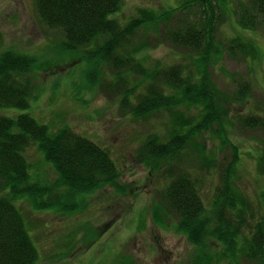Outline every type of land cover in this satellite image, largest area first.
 Masks as SVG:
<instances>
[{
	"label": "trees",
	"instance_id": "trees-1",
	"mask_svg": "<svg viewBox=\"0 0 264 264\" xmlns=\"http://www.w3.org/2000/svg\"><path fill=\"white\" fill-rule=\"evenodd\" d=\"M35 5L40 21L64 34L60 50L78 51L92 65L94 76L84 75L82 89L99 86L115 93L121 113L135 119L166 115L165 126L148 133L136 154L139 162L165 178L157 192L159 201L151 204L156 224L168 227L167 217L177 218L174 227L194 246L192 264H239L240 258L247 264H264V215L243 234L242 227L251 222L248 216L254 217L253 206L236 179L240 149L227 136L232 127L236 129L229 117L232 104L245 107L252 87L240 80L236 89L225 91L212 78L214 65L226 52L243 57L256 52V45L240 36L229 42L219 38L222 13L233 9L229 0H179L168 8H140L124 23L110 17L123 0H35ZM239 7L237 22L243 28L264 26V0ZM152 31L157 35L150 36ZM162 42L186 55L178 54L173 62L150 63L142 53ZM2 49L0 264H38L39 250L17 202L27 199L33 210L73 214L87 207L96 190L118 185L121 171L109 149L69 124L51 130L27 111L14 115L1 111L30 106L44 67L32 51ZM234 118L240 127L264 132V113L256 109ZM206 134L222 150L230 149L224 161L218 162L215 150L208 155ZM35 145L37 154H27ZM48 165L55 176L43 171ZM214 167L220 170V182L208 207L201 194V175ZM146 228L144 222L138 229ZM238 237L242 245L237 250ZM118 264L136 263L122 255Z\"/></svg>",
	"mask_w": 264,
	"mask_h": 264
},
{
	"label": "rangeland",
	"instance_id": "rangeland-1",
	"mask_svg": "<svg viewBox=\"0 0 264 264\" xmlns=\"http://www.w3.org/2000/svg\"><path fill=\"white\" fill-rule=\"evenodd\" d=\"M251 2L229 0L233 9H229L227 15L222 13L224 22L219 38L229 42L240 36L256 45L255 55L233 56L226 52L214 65L212 76L225 91L236 89L240 80L249 82L252 87L245 107L232 104L229 117L236 129L234 132L232 127L227 134L240 149L236 179L253 206L254 217L248 216L251 222L242 227L243 234H248L255 220L264 215V132L240 127L234 118L235 114H246L248 109L264 113V26L249 30L237 22L239 6ZM177 3L178 0H124L122 7L110 17L124 23L140 8L163 9ZM155 35L154 31L150 33V36ZM62 37L64 34L59 29L48 28L40 21L35 0H0V50L13 47L32 51L37 60L44 63L30 106L25 110L2 108L1 111L9 115L27 111L41 123L48 124L51 130L69 124L109 149L120 167L121 176L118 185L108 184L96 190L90 195L87 207L73 214L33 210L27 199L17 202L39 250L38 264H118L122 255L129 256L136 264H192L194 246L174 227L177 218L167 217L169 226L161 227L151 216V204L159 201L157 192L165 178L136 158L146 135L165 126L166 115L135 119L121 113L115 93L99 86L82 89V78L89 72L94 76V69L82 60L79 52L60 50ZM143 54L154 64L156 60L173 62L178 54L184 56L186 52L162 42ZM184 61H188L187 58ZM203 141L210 148L208 155L214 150L217 152L218 162L224 161L231 152L230 149L222 150L211 134H206ZM36 147L30 146L27 154H37ZM45 161V158L41 160ZM43 171L55 176L51 166H45ZM219 171L214 167L201 175V194L208 207L220 182ZM144 222L147 228L138 229ZM237 244L238 250L242 245L240 237ZM239 264L247 263L240 258Z\"/></svg>",
	"mask_w": 264,
	"mask_h": 264
}]
</instances>
